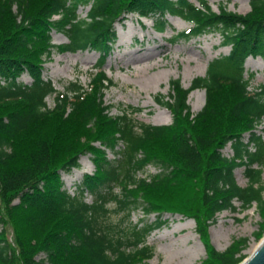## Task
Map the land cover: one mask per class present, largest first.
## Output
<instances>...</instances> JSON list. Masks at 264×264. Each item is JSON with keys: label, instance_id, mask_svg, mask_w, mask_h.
Here are the masks:
<instances>
[{"label": "trees", "instance_id": "trees-1", "mask_svg": "<svg viewBox=\"0 0 264 264\" xmlns=\"http://www.w3.org/2000/svg\"><path fill=\"white\" fill-rule=\"evenodd\" d=\"M195 1L0 0V264H143L153 255L145 238L165 223L164 213L193 220L204 249L197 264H236L247 237L222 251L208 238L216 214L235 210L233 201L242 210L254 204L261 220L252 235L263 234L264 139L255 128L264 119V83L248 89L253 74L244 76L243 63L248 56L264 59V0H248L243 14ZM126 14L149 19L155 32L169 26L166 15L191 24L171 42L218 32L220 45L229 46L186 88L169 79L166 99L155 96L171 115L168 124L135 120L140 108L131 105L111 115L103 101L113 82L101 66L116 38L114 23ZM51 32L66 42L52 43ZM52 50L98 53L85 86L70 81L60 92L43 78ZM22 73L29 83L18 80ZM193 89L204 90L194 113L187 103ZM226 145L230 156L221 152ZM84 154L93 171L70 194L60 172L77 168ZM147 165L159 171L137 176ZM238 167L244 185L235 181ZM138 208L154 219L126 229L107 221L110 212L127 218Z\"/></svg>", "mask_w": 264, "mask_h": 264}, {"label": "rangeland", "instance_id": "rangeland-1", "mask_svg": "<svg viewBox=\"0 0 264 264\" xmlns=\"http://www.w3.org/2000/svg\"><path fill=\"white\" fill-rule=\"evenodd\" d=\"M197 4L195 0H190ZM209 7L216 11L219 4L226 10L243 14L248 11V0H206ZM87 7L78 8L80 16H84ZM169 26L162 32H155L151 21L147 18H138L135 14H126L120 22L114 23L116 38L111 52L105 57L101 69L113 82L103 94L105 104H110L109 114H119L120 108L127 105L138 107L140 110L131 116L140 122L152 125L167 124L170 122V113L155 102V96H164L169 89L168 80L178 78L180 86L186 88L194 76H201L207 62L213 57L224 55L229 46L220 45L221 38L218 32H209L197 37L171 42L172 34L182 31L190 24L179 17L166 15ZM65 37L51 32V42L60 44ZM98 54L91 50L58 53L52 50L49 58L42 65V76L49 79L56 91H64L70 81L77 80L83 86L89 80V73L93 72V65ZM252 73L248 89L259 83H264V59L247 57L244 61V76ZM18 80L29 83L30 78L22 73ZM204 92L194 89L187 96V103L192 113L198 111L203 104ZM47 107H51L52 95L45 97ZM264 139V120L255 128ZM97 143H94L96 145ZM225 156H230L228 145L221 149ZM111 158V153L107 152ZM79 166L68 172H60L63 187L72 194L75 186L80 182L84 173L93 171V164L88 154L78 159ZM157 169L153 166L145 168V174H152ZM143 175V173H142ZM235 181L244 185L245 177L242 167L233 170ZM264 183V164L262 170ZM116 191V188L114 189ZM264 196V191H263ZM84 200L91 201L88 193H84ZM238 202L233 201L236 207L233 211L223 210L216 214L215 220L208 227L210 243L217 249H224L233 239L247 237V245L242 253L249 257L264 237L263 234L254 238L252 233L257 230L261 218L254 204L247 209H239ZM113 207V203L107 205ZM122 213L110 212L107 216L109 223H118L126 229L132 223L140 220L152 221L154 214L143 216L140 209H136L123 218ZM143 218V219H142ZM165 223L152 230L145 238V244L151 247L153 255L144 260L143 264H197L204 257V249L194 231V223L178 214H162ZM11 234L10 229H7ZM43 256L38 254L35 258Z\"/></svg>", "mask_w": 264, "mask_h": 264}, {"label": "water", "instance_id": "water-1", "mask_svg": "<svg viewBox=\"0 0 264 264\" xmlns=\"http://www.w3.org/2000/svg\"><path fill=\"white\" fill-rule=\"evenodd\" d=\"M238 264H264V237L258 244L256 250L245 260H242Z\"/></svg>", "mask_w": 264, "mask_h": 264}, {"label": "bare ground", "instance_id": "bare-ground-1", "mask_svg": "<svg viewBox=\"0 0 264 264\" xmlns=\"http://www.w3.org/2000/svg\"><path fill=\"white\" fill-rule=\"evenodd\" d=\"M257 247H258V246H257ZM257 247H256V248H257ZM256 248L253 250V252L256 250ZM253 252H252V253H253ZM246 258H248V257H246ZM246 258H245V259H246ZM245 259H244V260H245Z\"/></svg>", "mask_w": 264, "mask_h": 264}]
</instances>
